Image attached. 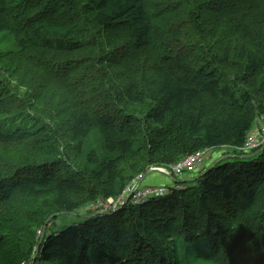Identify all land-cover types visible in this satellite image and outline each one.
Listing matches in <instances>:
<instances>
[{"label":"trees","instance_id":"16d2710c","mask_svg":"<svg viewBox=\"0 0 264 264\" xmlns=\"http://www.w3.org/2000/svg\"><path fill=\"white\" fill-rule=\"evenodd\" d=\"M181 1L188 5L191 0ZM78 2L79 0H0V36L8 45V49L0 51V56L15 55L23 60L35 58L34 62L43 63V71L55 81V86L59 85L60 90H67L68 95L70 94L69 106L72 110H68L67 136L72 146L69 148V160L83 155L86 140L92 132L101 135L109 157L100 159L94 150L87 153V162L97 168V171L91 172L94 182L91 185L84 182L83 173L61 174L59 169L48 165L53 163L39 158L32 165L19 167L9 175L0 176V214L14 196L31 201L52 197L53 208L66 214L77 213L100 198L104 201L118 198L134 178L126 175L123 169L127 156L135 154L145 146H153L155 140L152 138L162 135L172 139L178 144L176 155L181 158L205 149L227 147L238 150L244 145L255 118L252 113L236 111L241 105L256 101L255 112L264 115V43L256 42L252 38L247 25L233 29L230 35L216 42V46L206 53L207 69L200 73L196 72L193 64L182 59L180 51L173 53V56L158 57L157 62L150 67L148 65L146 71L136 68L128 72L130 81L125 89L126 96L130 101L139 104L148 103L146 121L153 122L154 125L148 128L145 135L140 136V131H136L131 115L124 116V119L119 118V121L109 111H89L85 102L77 95V79L73 74L77 71L76 67H81V63L74 61L75 55L85 49L98 48L95 35H89L88 31L99 34L113 30L115 26H120L117 25L120 20H124L121 27L127 32L126 47L129 46L133 51H143L150 44L153 17H159L165 8L157 6L149 9L147 0ZM55 10H58L57 13H52ZM69 11L71 14H68ZM192 11L195 13L194 9ZM187 17L193 23L195 33L202 35V17L193 16V13ZM76 18L77 21H74ZM86 25L89 30H85ZM81 33H85L86 38L84 35L79 36ZM53 54L66 60L51 63L47 58ZM116 60L117 56L109 53L95 55L91 76L96 72L95 66H98L97 71L108 72L107 64L116 63ZM223 70L231 71V80L235 85H251L259 99H252L249 92L235 96L227 83L222 84L217 77V73ZM27 81V87L33 88L31 78ZM40 98L37 95L34 100L39 101ZM219 98L224 100L226 106L222 116H218L211 103L206 101ZM15 100L19 105L22 104L19 98ZM0 116V124L10 122L13 125L20 121L24 124L28 118L23 112L13 111L0 112ZM13 125L7 131L0 130V144H9L19 136L22 129L13 130ZM33 152L40 158L51 156V151L39 146H35ZM242 153L245 157H251V162L258 164L257 170L264 174V162H257V159L264 160V145L250 153ZM36 163L39 165H35ZM171 163H175V160ZM245 166L244 164L239 171L234 170L236 166L230 167L229 163H224L196 177L193 187H197V196L193 200L195 199L196 208H199L207 220L205 230L202 229L201 233L191 231L195 220L193 213L189 211L193 207H189L186 198L190 196L188 192L192 189H176L186 184L173 179L170 180L172 185L168 186V193L161 197L150 199L138 206L128 202L116 214L88 213L86 217H80L79 222H73L72 225L47 235L43 242V253L40 255L41 264H52L54 259H57V264H134L137 260L145 259L149 260V264H176L165 256L160 257V252L141 236L146 224L156 230L149 218H155L152 222L162 221L160 217H150L152 213L147 214V211L155 209L167 211L171 217L173 213L177 215V222L180 224L179 236L174 237L171 248L179 251L181 240L178 264L188 260L184 249L189 251V255L192 252L198 260L206 262L219 252L218 245L213 243L212 226L215 213L209 202L212 199L222 203L234 201L236 210L240 213L247 212L238 222L240 231L232 238L236 243L235 247L242 244L243 249L235 253L231 246L223 259H218L219 264H264V193L256 208V189L252 186L240 189L245 184L242 176ZM125 214L128 222L124 219L121 224L123 220L120 219L121 222L114 225L113 231L111 227H104L110 220L119 219L120 215ZM1 223L0 219V250L8 242L7 233ZM125 230L131 236L128 240L122 237ZM168 236L170 235L165 237ZM204 244L208 246L205 247ZM231 253V259L225 261V257ZM242 255L249 258L246 261L237 259Z\"/></svg>","mask_w":264,"mask_h":264},{"label":"rangeland","instance_id":"374dc122","mask_svg":"<svg viewBox=\"0 0 264 264\" xmlns=\"http://www.w3.org/2000/svg\"><path fill=\"white\" fill-rule=\"evenodd\" d=\"M81 1L84 0H79L78 3L81 4ZM147 1L149 9L157 6L165 8L159 17H153L154 21L151 22L153 25L148 49L133 51L129 49V46L126 47L125 43L128 41L127 32L124 27H121L124 20H120L119 24H117L120 26H115L113 30L103 31L99 34L88 31L89 35H95L94 39L98 48L94 50L91 48L85 49L81 53L76 54L74 61L81 63V67H76L75 70L77 71L71 69V71H75L73 74L77 79L76 84L79 90L77 95L83 103L85 102L89 111H109L119 121L124 119V116L131 115L132 123L136 131H140V136L145 135L148 128L154 127V125L152 124L153 122L146 121L145 114L148 103L139 104L130 101L126 96L125 89L130 81L129 71H133L136 68H142L146 71L148 65L150 67L157 62L158 57L173 56V53L180 51L179 53L183 56L182 59L193 64L196 72L199 71L200 73L207 69L206 53L216 46V42L222 37L230 35L233 29L244 25H247L252 38L256 42L261 41L264 43V0H191L188 5H184L181 0ZM221 2L223 3L221 4ZM192 9L195 10V13ZM57 11L55 10L52 13L56 14ZM70 12L68 14H71ZM190 13H193V16L202 17L204 21V32L200 36L197 32V34L195 33L193 23L188 20L187 16ZM74 21H77V18ZM87 29L89 30V26L86 25L85 30ZM83 35L86 38V34L83 33ZM83 35L81 33L79 36L83 37ZM6 49H8L6 40L0 36V51ZM108 53L117 56L116 63L109 62L107 64L108 72L97 71L98 66H95L96 72L91 76V65L95 55L102 56ZM136 57L138 59H135ZM47 59L51 63L66 60L62 56L54 54ZM34 61L35 58L23 60L15 55L0 56V95L4 93L0 98V112H23L28 117L25 119L24 124L21 121L15 125L10 122L0 124L1 131L10 129V125H13V130L22 129L15 141L9 144H0V176L9 175L10 172H14L19 167L25 168L24 166L26 165H32L39 158L53 163L48 165L59 169L61 174L83 173L84 182L91 185L94 183L91 172L97 168L89 165L86 155L91 150H94L100 159L108 158L109 155L104 149L103 138L98 132H92L86 140L83 155L73 157L72 160L68 159L70 155L69 148L72 146V142L67 136V129H69L68 110H72L69 106L70 94L68 95L67 90H60L61 87L59 85L55 86V81L43 71L42 62L36 63ZM231 75L232 73L229 70L217 73L221 83H227L235 96L239 97L240 94L249 92L252 99H259L251 85H235L231 80ZM30 78L34 83L33 88L27 87L29 85L27 79ZM4 89L7 90L4 91ZM37 95L41 97L39 101L34 100ZM16 98L22 100L21 105L15 100ZM206 101L211 103L210 105L218 116L224 114L226 106L223 99H206ZM256 108L257 102L253 101L252 103L241 105L236 111L238 113L254 114L255 121L251 129L253 136L257 132L264 131V115L257 114L255 112ZM122 112L123 116H121ZM152 139L155 140L153 146H145L135 154L127 156L123 169L126 175L134 177L129 182L127 189L136 184V187L139 188L146 186L152 189L164 188L167 190L168 186L172 185L166 171L170 170V166L162 165L165 163L169 164L173 160H175L176 164L180 163L184 161L185 157H177L176 145L178 144L172 139L162 135ZM35 146L51 151V156L38 157L33 152ZM199 152L200 159L196 160L197 162H202L201 167L185 170L183 168L178 180L179 182L184 181L183 183L186 184V187H176L178 190L189 191L192 189L188 192L190 196L186 198L189 207H193L189 211L193 213L195 220V226H192L191 231L201 233V230H205L207 225L204 214L199 208H196L195 199L193 200L197 196V187H193L194 181H196V177L203 175L206 170L216 165L229 163L230 167L236 166L234 170L239 171L243 169L241 167L244 164L246 165L242 174L245 184L241 185L240 189L247 186H252L256 189L257 198L254 206L258 208L264 193V188L261 191L262 187H264V174H261V170H257L258 164L252 163L251 157H245V154L240 149L232 150L227 147L205 149ZM257 162L263 163L264 160L259 161L257 159ZM35 165H39V163ZM132 190L133 187L131 188ZM129 195L131 197V192H126L122 198L120 196L107 201L100 198L96 203L88 204L74 214L57 212L53 208L52 197L37 201L12 197V200L3 207L4 209L0 214L1 225L7 233L8 240L4 249L0 250V264H41L40 255L43 253V242L47 235L70 226L73 222H79L80 217H86L88 213L99 214L102 211L101 209H107L109 211L107 212L108 214L111 212L116 214L117 211L128 204ZM209 202L215 213L212 232L213 243L218 245L219 248L218 255L211 260L208 259L203 262L201 259L198 260V257L192 252L189 255V251L184 249L188 260L186 259L182 264H219L220 261L218 259H223L229 248L231 249V246L233 247L231 250L235 253L239 249H243L242 244L236 248V243H234L232 238L238 230L240 231L241 227L239 228L238 222L241 221L242 216L247 212L240 213L238 209L237 211L234 201L222 203L212 199ZM121 211L123 212V210ZM155 211H147V214L152 213L150 217L157 216L162 221L152 222V219L155 218L148 217L156 230L151 225L146 224V229L141 236L143 239L149 240L148 242L155 247L157 252H160V257L165 256L178 264L182 248L181 240L179 242V251H176V248H171L172 241H175L174 237L179 236L178 229L180 224L177 222V215L173 213L171 217L167 211H159L157 209ZM120 219L123 221L121 222ZM124 219H126L125 222L129 221L127 214L120 215L119 219L110 220L111 222L106 223L104 227H111V231H113L114 225L118 224V222L122 224ZM166 235L170 236L165 237ZM122 237L128 240L131 236L125 230V234ZM193 239L195 240L194 237ZM204 246L207 247L208 245L204 244ZM231 256L232 253L227 255L225 261L230 260ZM248 258V256L242 255L237 259L246 261ZM56 260L54 259L52 264H57ZM144 263L149 264L150 262L145 259L142 261L137 260L134 264ZM228 264H231V262Z\"/></svg>","mask_w":264,"mask_h":264},{"label":"built area","instance_id":"2783aa9c","mask_svg":"<svg viewBox=\"0 0 264 264\" xmlns=\"http://www.w3.org/2000/svg\"><path fill=\"white\" fill-rule=\"evenodd\" d=\"M253 132H249L244 145L240 148L241 151L245 153H250L255 149H258L264 143V131L257 132L254 136L252 135ZM196 159H200V152H196L194 154L186 156L180 163H173L168 166L170 170H166L168 172V176L170 180L178 179L183 168L191 169L194 167H201V161L197 162ZM133 190L131 191V188ZM130 189H127L122 195L121 198L125 196L126 192H131V197L129 200V204L133 206L143 205L145 202L149 201L153 198H158L165 195L168 191L164 188L160 189H152L146 186L136 187L134 184ZM123 205V204H122ZM121 205V206H122ZM100 211L99 213L109 212L107 209Z\"/></svg>","mask_w":264,"mask_h":264},{"label":"crops","instance_id":"0c3cea01","mask_svg":"<svg viewBox=\"0 0 264 264\" xmlns=\"http://www.w3.org/2000/svg\"><path fill=\"white\" fill-rule=\"evenodd\" d=\"M202 167H203V165H202ZM178 182H179V180H178ZM180 182H182V183H183L184 181H180ZM183 184L185 185V183H183Z\"/></svg>","mask_w":264,"mask_h":264},{"label":"bare ground","instance_id":"6f19581e","mask_svg":"<svg viewBox=\"0 0 264 264\" xmlns=\"http://www.w3.org/2000/svg\"><path fill=\"white\" fill-rule=\"evenodd\" d=\"M170 188H173V187H170ZM167 191H168V188H167ZM168 193V192H167ZM130 200V199H129ZM129 202V201H128ZM260 210V209H259Z\"/></svg>","mask_w":264,"mask_h":264},{"label":"water","instance_id":"95a60500","mask_svg":"<svg viewBox=\"0 0 264 264\" xmlns=\"http://www.w3.org/2000/svg\"><path fill=\"white\" fill-rule=\"evenodd\" d=\"M129 198H130V195H129L128 199H129ZM128 199H127V200H128Z\"/></svg>","mask_w":264,"mask_h":264}]
</instances>
